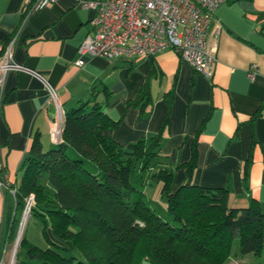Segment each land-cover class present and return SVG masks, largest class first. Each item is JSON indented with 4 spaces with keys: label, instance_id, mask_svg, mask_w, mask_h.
<instances>
[{
    "label": "crops",
    "instance_id": "0c3cea01",
    "mask_svg": "<svg viewBox=\"0 0 264 264\" xmlns=\"http://www.w3.org/2000/svg\"><path fill=\"white\" fill-rule=\"evenodd\" d=\"M29 1L34 0H0V56ZM94 16L79 0H58L34 13L20 32L15 61L47 79L64 113L83 102L99 103L115 123L111 138L122 146L148 140L164 127L161 152L174 169L173 189L188 180L187 164L196 151L195 185L229 188L231 207H247L252 200L264 206V0H228L216 9L211 42L218 29L221 34L211 79L196 73L173 49L154 58L114 62L87 56L85 65L77 66ZM251 71L256 72L253 80ZM145 83L150 105H131ZM47 100L41 80L24 71L9 73L0 117V181L19 187L34 142L43 151L54 147L57 110ZM9 199L12 194L0 187L3 232L15 207ZM43 230L31 217L23 236L47 250ZM46 232L59 244L50 226Z\"/></svg>",
    "mask_w": 264,
    "mask_h": 264
},
{
    "label": "trees",
    "instance_id": "16d2710c",
    "mask_svg": "<svg viewBox=\"0 0 264 264\" xmlns=\"http://www.w3.org/2000/svg\"><path fill=\"white\" fill-rule=\"evenodd\" d=\"M22 23L23 16L19 29ZM150 103L145 83L130 104ZM114 126L99 103L88 101L65 112L61 144L43 151L34 142L18 188L21 197L34 195L31 216L43 224L50 248L38 249L23 237L19 247L26 248L28 264H226L235 240L242 257L263 253L264 206L252 200L231 207L229 188L195 185L196 151L188 180L173 189L174 169L161 152L164 127L148 140L122 146L111 138ZM138 176L143 186L161 185L173 223L151 208ZM23 209L19 199L8 215L9 244ZM49 226L59 244L50 240Z\"/></svg>",
    "mask_w": 264,
    "mask_h": 264
},
{
    "label": "built area",
    "instance_id": "2783aa9c",
    "mask_svg": "<svg viewBox=\"0 0 264 264\" xmlns=\"http://www.w3.org/2000/svg\"><path fill=\"white\" fill-rule=\"evenodd\" d=\"M58 0L29 1L23 8V25L12 36L0 56V117L7 77L12 71H24L38 78L48 92L49 104L57 110V120L51 131L54 145L63 142L64 111L58 91L40 73L15 61V47L20 32L30 17ZM83 9L95 12L93 32L79 47L77 66L83 67L85 57L102 58L109 62L119 59H149L173 49L184 63L196 73L211 79L216 64L218 29L211 42L210 27L216 9L228 0H79ZM254 68V67H253ZM255 70V69H254ZM251 80L255 71L249 74ZM0 187L9 191L15 202L24 203L16 241L12 244L0 230V264H15L16 254L28 220L32 217L34 195L21 197L19 188L0 181ZM14 209V210H15ZM15 213V212H14Z\"/></svg>",
    "mask_w": 264,
    "mask_h": 264
},
{
    "label": "rangeland",
    "instance_id": "374dc122",
    "mask_svg": "<svg viewBox=\"0 0 264 264\" xmlns=\"http://www.w3.org/2000/svg\"><path fill=\"white\" fill-rule=\"evenodd\" d=\"M86 167L91 168L93 172L97 171L95 166L91 163H86ZM136 179L138 181V185H137L138 188H140L141 190L144 189V192L146 193V200L151 205V208H153L160 215V217H162V219L165 222L173 223V217L170 216V214L167 212L166 205L161 198V185L154 184L149 186L148 185L143 186V184L139 183L140 176H138ZM9 200H10L9 203L10 206L14 207V203H15L14 200L13 199H9ZM13 209H15V207ZM18 218H21V211L18 212ZM23 237L24 236H21V240ZM63 253L65 255H69L68 252L67 253L63 252ZM238 262L239 263L241 262V264H264V251L260 256L248 255L242 257L239 252L238 240H235L232 249V255L226 264H236ZM28 263H30V260L27 256L26 248L21 246L18 248L15 264H28ZM143 264H150V263L144 262Z\"/></svg>",
    "mask_w": 264,
    "mask_h": 264
}]
</instances>
